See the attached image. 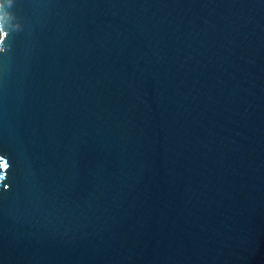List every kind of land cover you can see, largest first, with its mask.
<instances>
[{"label": "water", "instance_id": "water-1", "mask_svg": "<svg viewBox=\"0 0 264 264\" xmlns=\"http://www.w3.org/2000/svg\"><path fill=\"white\" fill-rule=\"evenodd\" d=\"M0 157V264H264V0H13Z\"/></svg>", "mask_w": 264, "mask_h": 264}, {"label": "snow or ice", "instance_id": "snow-or-ice-1", "mask_svg": "<svg viewBox=\"0 0 264 264\" xmlns=\"http://www.w3.org/2000/svg\"><path fill=\"white\" fill-rule=\"evenodd\" d=\"M13 3V0H11V3H9V0H5V3L3 5V9H6V5H11ZM0 159H2V157H0ZM4 187H8V185H4Z\"/></svg>", "mask_w": 264, "mask_h": 264}, {"label": "clouds", "instance_id": "clouds-1", "mask_svg": "<svg viewBox=\"0 0 264 264\" xmlns=\"http://www.w3.org/2000/svg\"><path fill=\"white\" fill-rule=\"evenodd\" d=\"M5 3V0H0V9H2L4 11L5 14V10L3 9V5ZM9 3H11V0H9ZM11 15V13H9Z\"/></svg>", "mask_w": 264, "mask_h": 264}]
</instances>
